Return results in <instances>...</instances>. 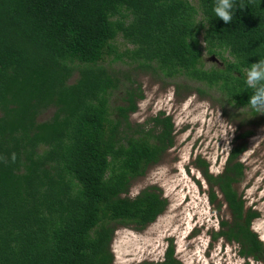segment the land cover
Segmentation results:
<instances>
[{
	"label": "trees",
	"instance_id": "obj_1",
	"mask_svg": "<svg viewBox=\"0 0 264 264\" xmlns=\"http://www.w3.org/2000/svg\"><path fill=\"white\" fill-rule=\"evenodd\" d=\"M235 3L245 7L225 24L213 12L216 0H0V264H111L116 224L141 228L164 209L155 185L126 192L171 145L170 116L158 111L150 127L131 129V90L111 116L108 92L118 79L100 61L183 74L248 106L247 71L264 60V0ZM117 35L130 45L118 48ZM202 49L229 57L205 68ZM49 104L52 115L36 121ZM240 150L230 149L215 175L199 162L210 199L215 186L229 211L216 235L264 264V245L249 226L257 212L233 187ZM127 264L180 260L168 243L160 259Z\"/></svg>",
	"mask_w": 264,
	"mask_h": 264
},
{
	"label": "rangeland",
	"instance_id": "obj_2",
	"mask_svg": "<svg viewBox=\"0 0 264 264\" xmlns=\"http://www.w3.org/2000/svg\"><path fill=\"white\" fill-rule=\"evenodd\" d=\"M196 18L200 19V13ZM114 43L120 49L130 45L119 35ZM221 55L202 49L203 67H221L223 59L229 57L226 51ZM100 62L118 79L108 92L111 116L116 113V105L127 103L126 91L131 90L135 99V108L128 113L131 129L150 127L148 118L158 111L169 115L172 122L171 145L158 161L130 180L126 192L133 196L141 188L155 185L166 199L165 207L141 228L116 224L110 241L111 264L158 260L168 243L180 264H262L239 255L235 241L216 235L219 220H228L229 211L215 186V197L210 199L203 166L215 175L227 152L241 146L235 159L242 163V174L233 187L244 199V205L256 210L257 216L249 226L264 245V114L236 105L216 87L183 74L165 76L144 71L128 59L111 60L109 56ZM76 77L74 70L67 82ZM138 93L141 96H136ZM54 109L51 104L40 108L35 120L49 118ZM219 119L235 131L226 133V126Z\"/></svg>",
	"mask_w": 264,
	"mask_h": 264
},
{
	"label": "clouds",
	"instance_id": "obj_3",
	"mask_svg": "<svg viewBox=\"0 0 264 264\" xmlns=\"http://www.w3.org/2000/svg\"><path fill=\"white\" fill-rule=\"evenodd\" d=\"M244 7V5L237 6L235 0H216L213 12L215 17L222 20L225 24H229L233 20L235 10L237 8L243 9ZM245 85L252 90V94L248 99L249 108L256 114H264V60L252 64L247 71ZM220 122L226 126V133L227 131H235L232 126H227V122L221 120ZM223 137L227 139L226 134ZM12 159H15L14 154Z\"/></svg>",
	"mask_w": 264,
	"mask_h": 264
},
{
	"label": "flooded vegetation",
	"instance_id": "obj_4",
	"mask_svg": "<svg viewBox=\"0 0 264 264\" xmlns=\"http://www.w3.org/2000/svg\"><path fill=\"white\" fill-rule=\"evenodd\" d=\"M228 154H229V152H227V155L225 156V158H224V162H225V160H226V158H227V156H228ZM223 167V166H222ZM222 167H221V169H222ZM221 171V170H220ZM219 171V172H220ZM250 224H251V222H250ZM218 226H219V223H218V225H217V230H218ZM216 230V231H217ZM165 249V248H164ZM164 251V250H163ZM162 255H163V252H162ZM162 255H161V257H162Z\"/></svg>",
	"mask_w": 264,
	"mask_h": 264
},
{
	"label": "snow or ice",
	"instance_id": "obj_5",
	"mask_svg": "<svg viewBox=\"0 0 264 264\" xmlns=\"http://www.w3.org/2000/svg\"><path fill=\"white\" fill-rule=\"evenodd\" d=\"M262 238H264V237H262Z\"/></svg>",
	"mask_w": 264,
	"mask_h": 264
}]
</instances>
